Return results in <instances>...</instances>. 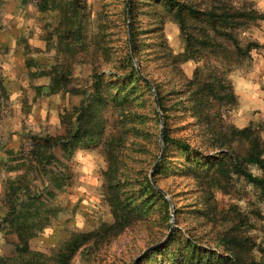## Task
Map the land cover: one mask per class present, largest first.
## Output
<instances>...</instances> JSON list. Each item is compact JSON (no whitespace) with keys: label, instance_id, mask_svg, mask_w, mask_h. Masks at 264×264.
I'll return each mask as SVG.
<instances>
[{"label":"rangeland","instance_id":"374dc122","mask_svg":"<svg viewBox=\"0 0 264 264\" xmlns=\"http://www.w3.org/2000/svg\"><path fill=\"white\" fill-rule=\"evenodd\" d=\"M38 5L0 0L4 264H131L168 235L135 264H264V190L229 156L246 143L209 160L223 125L264 141V0Z\"/></svg>","mask_w":264,"mask_h":264},{"label":"trees","instance_id":"16d2710c","mask_svg":"<svg viewBox=\"0 0 264 264\" xmlns=\"http://www.w3.org/2000/svg\"><path fill=\"white\" fill-rule=\"evenodd\" d=\"M46 6H47V0H42V5H38V8L40 10H45ZM234 14L237 17L243 16L238 12H236ZM210 16L211 17H217L218 14L214 10L213 12L210 13ZM229 17H230V15L227 12L223 13L222 15H219V18H224V19L226 18V20H228ZM250 46L251 45H249L244 50L238 49V51L241 54L246 55V54H248V51H249L248 49ZM192 86H194V91H195L196 95H202L201 97L203 99L200 100L201 105L205 104V102H204L205 99H207L206 104H208V102L210 103L214 100V98H216V96L213 92V89H212V85H210V84H203L202 85L199 82H196V84H194ZM96 88H97V84H96ZM229 94H230V92H229ZM216 100H217V98H216ZM223 127L225 128L226 132H221V133L215 134L213 136V138H215L214 139V143L216 144L215 145L216 146L215 151L217 153L212 155V156H209V160L214 161L219 156H223L227 152L229 153L228 148L226 149L225 147H228V144H232L238 138H242L244 143H246V149H244L243 154H238L237 151H235V152L230 151V153H229L230 159H231L232 164H233L234 173L242 176L249 183H251V184L257 186L258 188H261L262 190H264V178H258V177L253 176L247 169V166H255L258 169L264 171V158H263L264 141H262L260 137L255 135L254 130L251 128L236 130L232 127H226L224 125H223ZM36 140H38L41 145H44L50 149H56V148L60 149V148H62L61 146H63V144H64L61 140L50 138V137L37 138ZM163 143H164L165 149H167L169 145L182 146L184 148H187V145L181 143V141L172 139L171 137H169V135L165 131H164V135H163ZM229 149H231V148H229ZM152 191H153V193L158 194V192H156L154 189H152ZM12 210H14V208ZM5 219H6V217H5ZM196 249H199V248L196 246ZM205 253H209V252L205 251ZM217 259L218 260H229V258H223L220 256H217ZM7 261H11V259L9 258V259H7ZM5 262H6V260H4L2 258L0 259V264H4Z\"/></svg>","mask_w":264,"mask_h":264},{"label":"water","instance_id":"95a60500","mask_svg":"<svg viewBox=\"0 0 264 264\" xmlns=\"http://www.w3.org/2000/svg\"><path fill=\"white\" fill-rule=\"evenodd\" d=\"M157 104V103H156ZM160 139H162V133H161V135H160ZM161 147H162V152H161V154H160V157H159V159H158V161L161 159V156H162V154H163V144L161 145ZM156 166H157V163L152 167V171L156 168ZM151 178H152V175H151ZM151 181H152V179H151ZM152 184H153V181H152ZM155 187V186H154ZM165 197H166V194L163 192V191H161V190H159ZM170 207H171V209H172V205L170 204ZM168 238H169V235L162 241V242H160V243H157V244H155V245H153V246H151V247H149L148 249H146L145 251H143L142 253H141V255H139L136 259H134V261L131 263V264H135L136 262H138L142 257H144L147 253H149V252H151V251H153V250H155L156 248H159V247H161L167 240H168Z\"/></svg>","mask_w":264,"mask_h":264}]
</instances>
